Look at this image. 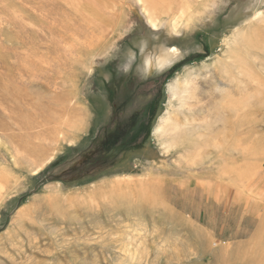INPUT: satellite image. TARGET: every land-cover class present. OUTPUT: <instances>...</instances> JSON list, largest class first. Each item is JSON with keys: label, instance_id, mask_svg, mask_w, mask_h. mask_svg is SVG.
Listing matches in <instances>:
<instances>
[{"label": "rangeland", "instance_id": "rangeland-1", "mask_svg": "<svg viewBox=\"0 0 264 264\" xmlns=\"http://www.w3.org/2000/svg\"><path fill=\"white\" fill-rule=\"evenodd\" d=\"M0 187V264H264V0H0Z\"/></svg>", "mask_w": 264, "mask_h": 264}, {"label": "bare ground", "instance_id": "bare-ground-1", "mask_svg": "<svg viewBox=\"0 0 264 264\" xmlns=\"http://www.w3.org/2000/svg\"><path fill=\"white\" fill-rule=\"evenodd\" d=\"M178 3V0H176V4ZM171 8V7H170ZM184 9L186 11V8H183V10L181 11L182 13H179L180 17L179 18H182L183 17V12H184ZM174 13V12H173ZM178 18V19H179ZM175 19V18H174ZM181 22V21H179ZM151 25V24H150ZM176 25V23H175ZM179 25V23H178ZM154 28V27H153ZM176 28V27H174ZM182 57V52L179 48L177 47H171V46H162L160 47V51L159 53L154 57V59L152 58H147V61L146 63L148 64L149 68L152 69V67H155V68H158L160 71H166L168 70L169 68L173 67L178 61L179 59H181ZM226 69V67H225ZM218 70L222 71V68H219ZM187 89V85L186 83H184V86H183V90H186ZM172 90V89H171ZM235 108H233V106H229L228 107V110H227V116H226V122L229 123V125L233 128L234 125H236V122H234V117H235ZM222 122V121H221ZM216 128V127H215ZM44 131V130H43ZM46 132L44 131V134ZM43 134V133H42ZM45 136V135H44ZM232 145V144H231ZM35 155V154H34ZM34 155H33V158H34ZM36 157V156H35ZM188 160V159H187ZM202 160V159H201ZM199 161V160H198ZM200 162V161H199ZM231 176H229L232 179H234V176L232 174H230ZM241 176V175H240ZM239 177V176H238ZM245 176L242 175V179L244 178ZM233 181V180H232ZM4 187H0V193L3 191ZM229 190V189H228ZM2 202V201H1ZM246 236V235H245ZM244 236V237H245Z\"/></svg>", "mask_w": 264, "mask_h": 264}, {"label": "flooded vegetation", "instance_id": "flooded-vegetation-1", "mask_svg": "<svg viewBox=\"0 0 264 264\" xmlns=\"http://www.w3.org/2000/svg\"><path fill=\"white\" fill-rule=\"evenodd\" d=\"M121 121L120 118H116V122L112 130L107 133L103 143L102 150H109L115 148L119 143H126V145H133L141 137V133L138 130V121L140 115L136 116V113L124 116Z\"/></svg>", "mask_w": 264, "mask_h": 264}, {"label": "crops", "instance_id": "crops-1", "mask_svg": "<svg viewBox=\"0 0 264 264\" xmlns=\"http://www.w3.org/2000/svg\"><path fill=\"white\" fill-rule=\"evenodd\" d=\"M245 232V231H244Z\"/></svg>", "mask_w": 264, "mask_h": 264}, {"label": "trees", "instance_id": "trees-1", "mask_svg": "<svg viewBox=\"0 0 264 264\" xmlns=\"http://www.w3.org/2000/svg\"><path fill=\"white\" fill-rule=\"evenodd\" d=\"M118 146V145H117Z\"/></svg>", "mask_w": 264, "mask_h": 264}]
</instances>
